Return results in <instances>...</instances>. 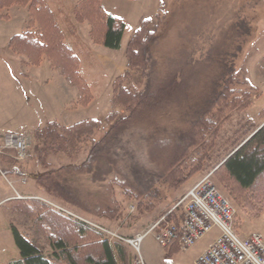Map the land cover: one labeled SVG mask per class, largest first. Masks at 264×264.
Here are the masks:
<instances>
[{
  "label": "rangeland",
  "instance_id": "1",
  "mask_svg": "<svg viewBox=\"0 0 264 264\" xmlns=\"http://www.w3.org/2000/svg\"><path fill=\"white\" fill-rule=\"evenodd\" d=\"M45 1L64 30L66 43L72 46L73 38L67 32L64 17L71 18V5L80 0ZM102 3L108 15L124 20L127 29L121 48L111 49L92 41L87 22L77 24L83 43L81 49L83 52L90 50L89 55L79 54L80 72L89 83L92 94L87 105L82 103L79 89L78 96H73L68 86L72 82L67 80L70 84L64 88V75L59 68L53 67L47 57L40 65L32 66L26 63L25 56L8 47L9 38L15 34L26 30L39 33V24L32 18L29 7L13 5L0 14V264H8L21 257L12 225L34 239L45 255H52L47 236L37 231L34 217L28 215L23 207L27 204L36 207L31 200L42 201L41 198L66 214L109 229L115 236L106 237L99 232L109 243L122 245L124 264H130L134 249L120 238L132 237L131 231L136 229L146 230L161 215L176 207L188 189L209 173H213L216 185L236 209L237 232L241 236L260 233L264 237V201L254 209L239 207L231 201L214 176L224 158L264 120L261 115L264 109V0H102ZM144 19L150 20L148 28L155 31L149 45L147 75L144 76L140 69H134L125 85L142 89L148 83H161L172 74H181L183 82L172 103L125 132L123 146L98 157L87 173L69 176L74 193L86 206H96L110 196L117 199L122 215L117 221H109L53 198L36 184L34 177L45 168L39 163L34 150L37 142L34 131L52 120L72 125L88 118L97 119L99 127L76 157L70 158L61 152L50 153L47 162L49 169H57L86 159L92 145L104 136L112 124L107 120L112 109V83L125 69L127 43ZM239 71L240 74H237ZM224 74L234 75L237 79L233 85L235 89L251 90V105L234 112L223 123L201 171L178 190L161 186L162 194L155 201L157 208L141 214L137 208L138 201L128 198L123 187L112 181L139 186L144 170L151 167L148 152L152 142L185 131L197 117L196 112L206 89L213 88L215 84L216 89L223 87L227 78ZM244 78L249 85L243 83ZM64 102H67L65 109L62 106ZM10 133L30 136H27L29 154L24 160L16 159L14 150L5 147V136ZM5 159L14 162L6 164ZM17 193L21 195L16 196ZM32 195H37L39 199L31 198ZM10 196L15 198L7 202L5 198ZM182 206L177 207L175 213L181 215ZM217 233V229L212 230L187 249L178 246L179 251L168 257L155 232H150L141 242V255L145 264H196L199 254L213 243Z\"/></svg>",
  "mask_w": 264,
  "mask_h": 264
},
{
  "label": "trees",
  "instance_id": "2",
  "mask_svg": "<svg viewBox=\"0 0 264 264\" xmlns=\"http://www.w3.org/2000/svg\"><path fill=\"white\" fill-rule=\"evenodd\" d=\"M13 5L29 7L32 18L39 24V33L26 30L15 34L9 38L8 47L16 54L25 56L26 63L32 66L40 65L42 59L47 57L54 68H59L65 78L77 86L82 103L87 105L92 94L89 83L81 75L80 58L66 43L64 30L47 2L0 0V14ZM64 21L68 25L67 32L81 44L78 23L87 22L92 41L107 48L120 49L126 35L124 20L108 15L102 0H80L72 4L71 18L66 16ZM149 21L144 19L127 43L125 69L112 83V109L107 116L112 124L104 136L92 145L84 161L49 169L47 157L50 153L59 152L70 158L76 157L83 144L89 142L99 127L97 119L88 118L72 125L52 120L45 127L34 131L37 141L34 150L39 163L46 169L35 176L37 184L53 198L109 221H117L122 215V207L117 199L110 196L96 206H86L74 193L68 178L71 174L87 173L98 157L110 154L125 144L122 137L132 126L148 119L177 97L183 82L181 74H172L161 83H148L142 89L125 85L134 69H140L144 76L147 75L149 45L155 35V31L148 28ZM224 76L227 78L223 87L216 89L215 84L213 88L206 89L196 112L197 117L185 131L152 142L148 152L151 167L144 170L139 186L112 181L123 187L128 198L138 201L137 208L141 214L153 212L157 208L158 203L155 201L162 194L161 186L178 190L201 171L223 123L234 112L245 110L251 105V90L235 89L233 85L237 79L234 75ZM243 83L249 85L247 79ZM261 115L264 118V109ZM214 176L235 205L254 209L264 201V124L224 158ZM31 202L36 203V207L28 204L23 207L27 209L28 215L34 217L37 231L47 236L52 255H45L34 239L12 225L14 241L21 257L8 264H124L125 254L121 244L109 243L93 226L41 200ZM180 218L181 215L175 212L170 215V220L177 223ZM165 249L168 257L179 251L177 242L165 246Z\"/></svg>",
  "mask_w": 264,
  "mask_h": 264
},
{
  "label": "built area",
  "instance_id": "3",
  "mask_svg": "<svg viewBox=\"0 0 264 264\" xmlns=\"http://www.w3.org/2000/svg\"><path fill=\"white\" fill-rule=\"evenodd\" d=\"M27 136L10 133L5 136V147L13 149L15 158L24 160L29 154ZM183 204L180 221L170 220V215ZM236 209L221 192L209 173L198 180L185 193L180 203L159 217L146 230L132 237L120 238L134 249L130 264H145L141 255V242L150 232L165 247L177 242L180 249L193 246L199 239L217 229L213 243L199 254L196 264H264V237L260 233L241 236L235 225ZM106 237L115 236L104 226L86 221Z\"/></svg>",
  "mask_w": 264,
  "mask_h": 264
},
{
  "label": "crops",
  "instance_id": "4",
  "mask_svg": "<svg viewBox=\"0 0 264 264\" xmlns=\"http://www.w3.org/2000/svg\"><path fill=\"white\" fill-rule=\"evenodd\" d=\"M83 46V44H81V43H78V40H73V42H72V46H70L73 50H74V52L79 56V54L80 55H84V54H86V55H89V51L88 50H86V51H82V49H81V47ZM77 50H76V49ZM79 52V53H78ZM82 53V54H81ZM79 58H80V56H79ZM40 67V66H39ZM61 76H62V74H61ZM63 79V82H64V88L66 89V86L68 85V84H70L68 81H67V79L63 76L62 77ZM68 86H70V90L73 92V96H74V94L75 95H77L78 96V88L75 86V85H73V84H71V85H68ZM77 88L76 89V91H74V88ZM67 102H64L63 103V109H65V104H66ZM57 121V120H56ZM50 122V121H49ZM60 123V122H59ZM262 124H264V120L262 121ZM262 124H260V126L262 125ZM24 135H26V134H24ZM26 136H29L28 134L26 135ZM30 137V136H29ZM0 159L2 160V156L0 155ZM4 161H6V164H7V162L8 163H12V161L10 160V161H7L6 159L4 160ZM46 171V169L44 170V171H42V172H39V173H43V172H45ZM34 180H35V177H34ZM26 182V181H25ZM36 182V181H35ZM36 184H37V182H36ZM42 188V187H41ZM17 195H21L20 193H17L16 194V196ZM11 198H15V196H10V197H7V198H5V200H7L8 199V201L7 202H9V201H11V200H13V199H11ZM31 198H34V199H39L38 198V196L37 195H32L31 196ZM10 199V200H9ZM42 199V201H46V200H44L43 198H41ZM5 200H2V201H4L5 202ZM0 203H2V202H0ZM142 230L141 229H136L135 231H131V236H133V235H135L136 233H138V232H141ZM205 251V250H204Z\"/></svg>",
  "mask_w": 264,
  "mask_h": 264
}]
</instances>
